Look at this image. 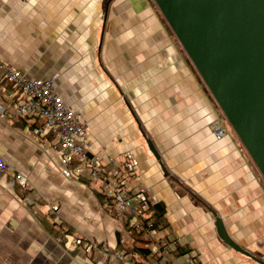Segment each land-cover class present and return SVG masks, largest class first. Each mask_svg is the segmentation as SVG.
I'll list each match as a JSON object with an SVG mask.
<instances>
[{"label":"crops","instance_id":"obj_1","mask_svg":"<svg viewBox=\"0 0 264 264\" xmlns=\"http://www.w3.org/2000/svg\"><path fill=\"white\" fill-rule=\"evenodd\" d=\"M0 59L29 78H54L88 121L91 154L139 160L140 183L164 207L161 241L180 250L171 264H264V177L230 125L216 138L212 124L225 117L154 0H0ZM12 92L0 69L9 111ZM35 119L0 117V155L11 166L0 173V263L103 264L68 243L72 235L130 255L106 264H152L127 250L131 235L99 200L97 180L64 176L56 140L39 138ZM218 219L244 251L225 242Z\"/></svg>","mask_w":264,"mask_h":264},{"label":"water","instance_id":"obj_2","mask_svg":"<svg viewBox=\"0 0 264 264\" xmlns=\"http://www.w3.org/2000/svg\"><path fill=\"white\" fill-rule=\"evenodd\" d=\"M154 1L264 177V0Z\"/></svg>","mask_w":264,"mask_h":264},{"label":"built area","instance_id":"obj_3","mask_svg":"<svg viewBox=\"0 0 264 264\" xmlns=\"http://www.w3.org/2000/svg\"><path fill=\"white\" fill-rule=\"evenodd\" d=\"M0 69H4L10 81L13 96L17 98L12 111L0 101V117L36 116L42 124L34 128L41 139L52 136L57 156L60 158L62 173L69 179L80 180L88 172L90 177L103 186L107 199V208L114 209L120 215V221L129 216L130 227L144 232L154 254L161 256L162 264H171L168 254L175 246L172 242H160L159 231L151 218V207L158 203L155 194L150 193L140 183L139 160L127 154L124 161L108 156L106 161L98 154H91L88 121L82 114L66 105L55 90L54 78H29L21 70L7 65L0 59ZM217 139L224 138L229 132L225 118L213 122ZM11 169L6 159L0 155V173ZM24 189H31L28 178L21 172L15 174ZM27 203L33 204L31 197ZM58 204L52 205V212L58 214ZM72 246H84L88 253L98 252L103 256V264L111 260H124L128 263L130 255L126 251L110 252L105 243L88 238L67 235ZM1 264V263H0ZM192 264L195 262L192 260Z\"/></svg>","mask_w":264,"mask_h":264},{"label":"trees","instance_id":"obj_4","mask_svg":"<svg viewBox=\"0 0 264 264\" xmlns=\"http://www.w3.org/2000/svg\"><path fill=\"white\" fill-rule=\"evenodd\" d=\"M36 120V119H35ZM42 124V120L40 118H38L36 120V123L34 124V127L39 126ZM95 190L98 194V198L101 201V203H105L108 199L106 192L103 188L102 185H97L95 186ZM110 213L115 217H119V213L116 212L114 209L110 210ZM150 214H151V218L154 221L155 226L159 229L160 228V220L161 218H163L164 216V207L161 205V203H156L151 207L150 210ZM49 228H51V230L53 229L54 233L56 235H58L59 233H63L61 228H57L52 222H50L48 224ZM123 226L129 231L130 235H131V245L127 248V250L129 252H139L141 254H143V256H147L149 257L153 263L152 264H162L161 261V256L158 254H152V251L150 249L149 245V241L147 240V238L145 237V234L143 231L136 229L135 227H130L129 225V216L125 217L124 221H123ZM63 227V226H61ZM64 228V227H63ZM66 232H71L70 230H68L67 228ZM175 243V242H174ZM175 252L176 251H180L179 247H176L175 245ZM138 263V262H137Z\"/></svg>","mask_w":264,"mask_h":264},{"label":"rangeland","instance_id":"obj_5","mask_svg":"<svg viewBox=\"0 0 264 264\" xmlns=\"http://www.w3.org/2000/svg\"><path fill=\"white\" fill-rule=\"evenodd\" d=\"M225 120H226V122H227V125H229V123H228V121H227V119L225 118ZM213 125V124H212ZM213 129H214V127H213ZM231 130H232V132L234 133V134H236L235 132H234V130L231 128ZM214 134H215V132H214ZM237 135V134H236ZM217 138V137H216ZM106 204H107V202H105L104 203V205H105V207L107 208V206H106ZM108 209V211H110V210H112V209H109V208H107ZM119 222H121V223H123V221H120V217H117L116 218ZM158 229V228H157ZM158 231H159V229H158ZM159 233H160V231H159ZM146 237V236H145ZM159 239H160V242H162L161 241V238H160V235H159ZM148 240V239H147ZM149 241V240H148ZM149 246V245H148ZM125 251V250H124Z\"/></svg>","mask_w":264,"mask_h":264},{"label":"bare ground","instance_id":"obj_6","mask_svg":"<svg viewBox=\"0 0 264 264\" xmlns=\"http://www.w3.org/2000/svg\"><path fill=\"white\" fill-rule=\"evenodd\" d=\"M227 123V122H226Z\"/></svg>","mask_w":264,"mask_h":264}]
</instances>
